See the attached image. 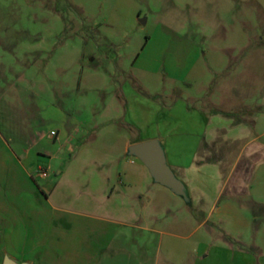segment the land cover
<instances>
[{
	"label": "rangeland",
	"instance_id": "374dc122",
	"mask_svg": "<svg viewBox=\"0 0 264 264\" xmlns=\"http://www.w3.org/2000/svg\"><path fill=\"white\" fill-rule=\"evenodd\" d=\"M260 1L252 17L254 7L242 0L229 7L219 0H0V138L18 154L30 139L53 144L38 165L60 188L169 193L127 153L126 140L162 138L188 166L206 122L186 106L200 109L197 99L207 91L208 104L224 111L264 96V44L231 64L248 47V30L264 43ZM184 60L193 63L180 66ZM260 133L264 142V128ZM260 172L243 207L232 202L241 222L221 221L264 248V219L255 218V205L264 202V166ZM215 217L200 216L182 235L192 234L199 251L214 250L221 264L223 242L206 236L209 227L214 236L220 231Z\"/></svg>",
	"mask_w": 264,
	"mask_h": 264
},
{
	"label": "crops",
	"instance_id": "0c3cea01",
	"mask_svg": "<svg viewBox=\"0 0 264 264\" xmlns=\"http://www.w3.org/2000/svg\"><path fill=\"white\" fill-rule=\"evenodd\" d=\"M219 1H227L229 7L231 0ZM242 2L254 7L252 17L259 16L260 0ZM248 31L250 42L243 57L231 64H243L252 50L263 47L262 39ZM193 60L196 63L200 58ZM189 62L193 63L184 60L179 65ZM207 97L208 91L197 99L200 109L186 106L188 113H203L206 122L188 166L167 152L162 138L126 140L128 154L132 145L158 141L167 164L185 184L190 202L155 182L150 172L154 183L174 196L161 188L151 194L136 187L60 188L38 165L40 156L53 151V144L30 139L26 143L30 147L18 154L0 138V264L6 257L17 264H215L214 250L199 251L192 234L182 235L197 226L200 216L215 215L220 231L214 236L209 227L206 236L223 242L224 250L217 252L220 263L264 264V248L258 241L248 244L221 221L225 217L233 219V225L241 222L230 211L232 202L243 207L242 200L253 195V183L262 178L264 96L260 93L250 104L244 101L231 111L213 108ZM241 97L248 98L242 91ZM54 143L63 144L61 138ZM63 174L58 172L59 177ZM143 199L146 202L141 204ZM255 208V218L263 220L264 202Z\"/></svg>",
	"mask_w": 264,
	"mask_h": 264
},
{
	"label": "water",
	"instance_id": "95a60500",
	"mask_svg": "<svg viewBox=\"0 0 264 264\" xmlns=\"http://www.w3.org/2000/svg\"><path fill=\"white\" fill-rule=\"evenodd\" d=\"M129 155L137 157L148 168L155 182L169 188L178 196L190 202L185 184L179 180L167 164L163 147L156 140L132 145ZM3 264H17L9 257Z\"/></svg>",
	"mask_w": 264,
	"mask_h": 264
},
{
	"label": "built area",
	"instance_id": "2783aa9c",
	"mask_svg": "<svg viewBox=\"0 0 264 264\" xmlns=\"http://www.w3.org/2000/svg\"><path fill=\"white\" fill-rule=\"evenodd\" d=\"M52 136H56V133L54 131L51 132ZM43 176H46V174L44 172H41Z\"/></svg>",
	"mask_w": 264,
	"mask_h": 264
}]
</instances>
